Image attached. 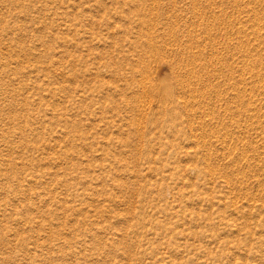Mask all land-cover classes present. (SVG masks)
Listing matches in <instances>:
<instances>
[{"label": "rangeland", "instance_id": "rangeland-1", "mask_svg": "<svg viewBox=\"0 0 264 264\" xmlns=\"http://www.w3.org/2000/svg\"><path fill=\"white\" fill-rule=\"evenodd\" d=\"M0 264H264V0H0Z\"/></svg>", "mask_w": 264, "mask_h": 264}]
</instances>
